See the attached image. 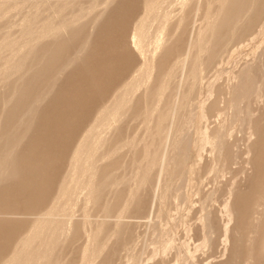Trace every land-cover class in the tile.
<instances>
[{
  "label": "bare ground",
  "instance_id": "6f19581e",
  "mask_svg": "<svg viewBox=\"0 0 264 264\" xmlns=\"http://www.w3.org/2000/svg\"><path fill=\"white\" fill-rule=\"evenodd\" d=\"M113 1L0 0V264H62L61 248L75 232L83 239L76 264H101L149 169L157 166L159 179L168 166L179 124L187 121L181 113L199 83L203 57L223 40V26L234 32L253 7L252 0L226 10L228 0H179L169 10V0H142L126 43L134 70L104 100L97 90L113 59L104 57L103 43L92 37ZM202 2V25L190 28L180 57L160 66L185 14L196 19ZM9 11L17 20L2 24ZM82 28L86 32L80 36ZM91 43L98 56L86 66L81 59ZM77 66L79 78L66 82V72ZM175 76L177 84L166 100ZM258 87L256 97L261 98ZM89 99L97 101L94 105L92 100L90 110ZM140 100L136 117L141 136L121 139L120 126ZM229 107L233 117L240 114L236 100ZM162 130L156 145L154 137ZM260 138L248 189L240 194L230 190L233 198L224 205L232 226L219 227L204 210L202 245H211L214 233L228 242L226 257L209 264H264V132ZM203 140L217 154L224 144L220 130ZM139 144V158L114 161L127 158ZM120 189L122 204L113 214L108 208L120 203L114 202ZM97 205L105 220H88L86 214ZM77 211L83 219H75ZM107 225L111 229L106 232Z\"/></svg>",
  "mask_w": 264,
  "mask_h": 264
},
{
  "label": "rangeland",
  "instance_id": "374dc122",
  "mask_svg": "<svg viewBox=\"0 0 264 264\" xmlns=\"http://www.w3.org/2000/svg\"><path fill=\"white\" fill-rule=\"evenodd\" d=\"M177 1L179 0H169L167 8L174 10ZM238 1L228 0L224 9H233L246 2ZM252 1L253 7L247 18L234 32L230 29V34L228 26H223L222 35L220 33V39L223 40L212 45L203 57L199 83L191 91L181 113L187 121L179 124L181 127L177 144L168 166L159 179L158 167L149 169L139 195L123 214L124 225L105 248L101 264H209L226 257L227 251L225 254L223 251L228 242L223 235L214 233L212 244L202 245L206 230L203 229L202 232L201 218L208 212L214 215L213 222L219 227L232 226L224 213V205L233 198L230 190L240 194L248 189L255 167L252 159L259 152L260 137L264 132V0ZM141 3L142 0H114L98 21L95 34H92V41L96 39L99 44L103 43L106 52L104 57L108 55L113 59L112 63L108 62L109 69L102 73L100 90H97L99 97L104 100L109 96L108 92L127 80L134 70L135 60L126 43L130 25L138 16ZM219 6L220 1L214 3L212 9ZM204 8L202 2L200 11L195 15L196 19L185 14L168 51L160 60V66L166 67L181 56L190 28L202 25ZM14 13L9 11L1 23L8 24L17 20ZM85 32L86 28H82L79 35L82 36ZM117 35L121 38H116ZM97 56L91 43L81 62L88 66L93 60L96 61ZM79 68L77 66L66 72V82L79 78ZM177 81L175 76L169 83L166 100L171 99ZM256 87L261 98L256 97ZM93 99H89L91 102L86 104L89 110L97 102ZM141 100L129 118L121 124L118 134L121 139L129 140L132 136L138 139L141 136L136 117ZM235 100L240 114L233 117L229 106ZM215 130H220L224 136V144L218 154L203 140L204 136L211 137ZM162 136L163 130L154 137V144H161ZM141 151L139 144L127 158L122 156L114 161L128 162L131 156L139 158ZM120 191L122 190L114 197V202L120 203H113L108 208L113 214L122 204L123 193ZM204 197L208 201L206 199L204 202ZM102 210L101 205L92 208L86 214L88 220H105ZM75 219H83L82 212H75ZM113 220V217L109 218V221ZM104 228L107 232L111 226ZM82 245L83 239L79 232H75L61 248L60 256L64 260L62 264H76Z\"/></svg>",
  "mask_w": 264,
  "mask_h": 264
}]
</instances>
